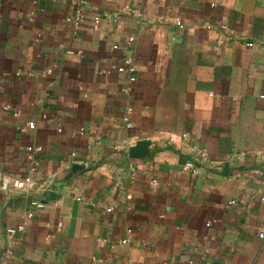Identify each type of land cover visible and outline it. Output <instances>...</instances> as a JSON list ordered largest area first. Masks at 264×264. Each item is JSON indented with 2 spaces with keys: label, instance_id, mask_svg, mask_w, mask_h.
<instances>
[{
  "label": "crops",
  "instance_id": "crops-1",
  "mask_svg": "<svg viewBox=\"0 0 264 264\" xmlns=\"http://www.w3.org/2000/svg\"><path fill=\"white\" fill-rule=\"evenodd\" d=\"M263 163L264 0H0V264H264Z\"/></svg>",
  "mask_w": 264,
  "mask_h": 264
},
{
  "label": "built area",
  "instance_id": "built-area-1",
  "mask_svg": "<svg viewBox=\"0 0 264 264\" xmlns=\"http://www.w3.org/2000/svg\"><path fill=\"white\" fill-rule=\"evenodd\" d=\"M86 19L85 14L82 11H77L76 15L74 17V23L78 25L81 21H84ZM69 21L70 19L67 18ZM99 20L98 16L93 17L94 23H97ZM220 29L223 31H227V26L223 23L219 25ZM134 40V37L130 36L127 38V44L130 45ZM247 46H251L253 43L247 42L245 43ZM113 48H116V45H113ZM112 68L119 74L124 75L127 83H132L136 80V66L134 63V59L132 55L130 54H124V56L121 58V60L112 66ZM124 120H127V118H124ZM126 126L129 127L130 124L126 123ZM29 128L34 127V122H29L28 124ZM170 142H174V139H170ZM42 147L39 145H29L26 147V155L28 160L31 162V169L33 170L37 163L34 159V152L41 151ZM254 156H250V158H253ZM208 161V154L204 148L198 147L192 149L191 155L189 159L184 163V169L188 172H190L192 175H195L198 173V164L204 163ZM261 177L262 181L264 183V163L261 168ZM0 189L7 192V193H18V192H25L29 193L30 189L34 186V181L30 177H24V178H15L12 180H8L5 177H0ZM259 192V201L264 204V191H258ZM234 201H230V203H233ZM44 203L37 199H32L29 204V208L27 209L26 215L27 217H31L33 214L34 209L43 207ZM106 210H110V208H107ZM58 226H61V223H57ZM207 226L210 225V223L206 224ZM24 228L23 224H18L15 227H8L6 229L5 235L7 238V244L11 245L13 244L14 235L18 231H22ZM128 233L131 232V229L127 230ZM257 235L260 239L264 240V224L258 225L256 227ZM100 242L108 243V239L106 238H98L97 239ZM129 239H123L122 243H127ZM112 246V245H111Z\"/></svg>",
  "mask_w": 264,
  "mask_h": 264
},
{
  "label": "water",
  "instance_id": "water-1",
  "mask_svg": "<svg viewBox=\"0 0 264 264\" xmlns=\"http://www.w3.org/2000/svg\"><path fill=\"white\" fill-rule=\"evenodd\" d=\"M149 145H150V141L146 139H140V140L135 141L127 149L128 156L131 158L146 157L149 154ZM79 169H81V166L78 164H73L71 166L72 172H75ZM49 187L51 191H47L46 194H48L50 198H53L56 195L54 191H56L57 187L54 185H49ZM41 202L46 203V200H41Z\"/></svg>",
  "mask_w": 264,
  "mask_h": 264
}]
</instances>
